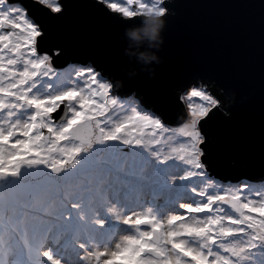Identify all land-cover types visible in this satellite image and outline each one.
<instances>
[{"label": "snow or ice", "instance_id": "obj_1", "mask_svg": "<svg viewBox=\"0 0 264 264\" xmlns=\"http://www.w3.org/2000/svg\"><path fill=\"white\" fill-rule=\"evenodd\" d=\"M174 6L89 4L124 36ZM73 7L0 0V264H264V17L261 178L225 182L213 129L232 97L214 70L157 99L122 92L102 52L61 63Z\"/></svg>", "mask_w": 264, "mask_h": 264}, {"label": "water", "instance_id": "obj_2", "mask_svg": "<svg viewBox=\"0 0 264 264\" xmlns=\"http://www.w3.org/2000/svg\"><path fill=\"white\" fill-rule=\"evenodd\" d=\"M172 2L176 15L167 20L163 32L161 62L145 70L126 54V36L93 17L91 0H72L64 34L75 55L61 63L66 66L102 52L122 92L150 99L164 96L178 76L192 69H213L214 84L232 97L231 112L225 109L213 129L212 148L218 157L214 175L232 182L260 179L252 153L258 151L260 138L264 0Z\"/></svg>", "mask_w": 264, "mask_h": 264}, {"label": "clouds", "instance_id": "obj_3", "mask_svg": "<svg viewBox=\"0 0 264 264\" xmlns=\"http://www.w3.org/2000/svg\"><path fill=\"white\" fill-rule=\"evenodd\" d=\"M166 24L167 20L164 17H145V23L142 26L131 28L126 33L128 41L126 54L145 70L161 62L158 52L164 43L163 32Z\"/></svg>", "mask_w": 264, "mask_h": 264}, {"label": "trees", "instance_id": "obj_4", "mask_svg": "<svg viewBox=\"0 0 264 264\" xmlns=\"http://www.w3.org/2000/svg\"><path fill=\"white\" fill-rule=\"evenodd\" d=\"M218 178V177H217ZM253 180H259L258 178L257 179H253ZM225 182H227V181H225Z\"/></svg>", "mask_w": 264, "mask_h": 264}]
</instances>
